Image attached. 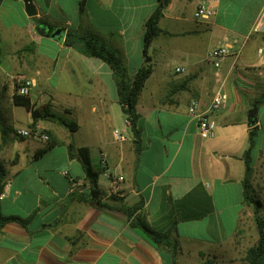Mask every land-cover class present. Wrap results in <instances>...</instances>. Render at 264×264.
<instances>
[{
	"label": "crops",
	"instance_id": "0c3cea01",
	"mask_svg": "<svg viewBox=\"0 0 264 264\" xmlns=\"http://www.w3.org/2000/svg\"><path fill=\"white\" fill-rule=\"evenodd\" d=\"M201 1L214 8L208 19L193 16ZM32 3L36 13L29 16L23 0H0V165L5 173L0 217L28 218L26 225L17 220L0 225V264H200L202 255L229 253L243 221L253 219L242 185L251 130L250 182L260 199L256 188L264 146L259 148L257 140L264 134V64L256 50L264 47V31L254 33L252 26L264 0ZM159 5L160 31L144 52V23ZM69 32L107 43L129 75L151 63L136 103L138 151L111 68L66 45ZM217 44H226L229 53L216 68L207 52ZM23 74L33 79L34 106L48 103L78 124L71 132L56 121H37L36 128L50 131L58 142L39 156L46 141L17 133L31 128L30 112L13 102L14 78ZM217 90L227 94L226 104L212 114L213 136L201 138L187 106L195 98L204 109ZM254 106L255 122L249 124ZM114 129L126 139L115 140ZM60 143L64 165L39 164ZM80 146L89 148L93 165L103 172L105 184L97 177L103 206L91 197ZM138 203L149 227L177 240L175 254L153 243L120 209Z\"/></svg>",
	"mask_w": 264,
	"mask_h": 264
},
{
	"label": "trees",
	"instance_id": "16d2710c",
	"mask_svg": "<svg viewBox=\"0 0 264 264\" xmlns=\"http://www.w3.org/2000/svg\"><path fill=\"white\" fill-rule=\"evenodd\" d=\"M162 15L161 6H157L151 15L144 23V49L146 52L151 40L159 33V18ZM69 32L65 38L66 45H71L78 49L83 54L88 56H96L102 59L109 65L112 70V76L115 81L118 103L121 106V110L129 121L130 128L135 137V143L137 144L136 150H139V134L140 129L137 125L139 114L136 110V103L139 93L145 83V80L152 72L151 63H145L141 65L132 75H129L119 55L104 41H101L93 36L77 35L76 38ZM13 102L17 105L24 106L31 115V128H36V123L39 120H52L66 127L69 131H75L78 127L77 122L69 116L61 115L54 112L48 103H44L40 106H34L30 101V96L19 95L15 91L13 93ZM260 101H255V105ZM44 131V130H42ZM48 135L46 146L38 150L37 155H41L46 149L51 148L56 143L52 138L50 131H44ZM255 131L249 132L248 146L243 152V160L245 164L244 176L242 179L243 185V198L247 204L253 205V219L257 229V242L255 245L249 247L245 253V260L248 264H263L264 263V217L260 214L261 200L253 194L252 185L250 182L252 168L250 165V150L254 144ZM71 148V144L68 145ZM79 154L81 156L82 164L85 173L88 177L91 185V197L99 205H105L100 201L102 189L97 185V177L101 172L99 167H94L87 146L78 147ZM4 169L0 165V189L3 185ZM142 208V204L138 203L132 206L121 205L120 209L130 218L132 217L135 224L139 226L146 235L157 246H166L171 249L172 253L178 250V242L172 239L169 232H159L149 227L144 219V214L139 210ZM8 220H17L26 225L28 218H20L12 215L1 216L0 225ZM203 264H211V260L207 259Z\"/></svg>",
	"mask_w": 264,
	"mask_h": 264
},
{
	"label": "built area",
	"instance_id": "2783aa9c",
	"mask_svg": "<svg viewBox=\"0 0 264 264\" xmlns=\"http://www.w3.org/2000/svg\"><path fill=\"white\" fill-rule=\"evenodd\" d=\"M214 13V8L209 5L206 1H201L194 9L193 16L195 19H208ZM264 31V5L259 11V14L252 26V32H261ZM257 55L260 58L262 64H264V47L259 46L256 50ZM229 49L226 44H217L209 49L207 52V60L214 66L219 67L221 65L222 60L228 55ZM183 70L180 67H176L175 71ZM15 84V92L19 95L27 96L30 94V91L33 87V79L20 75L14 78ZM227 94L221 90H217L209 104L202 109L199 105L197 99L192 98L187 106V111L190 116L195 118L197 132L201 138H209L214 134L215 120L212 118V114L223 108L226 104ZM126 125H129V121L125 120ZM17 133L21 136H34L43 141H47L48 135L45 132H42L38 128H27V129H18ZM113 136L115 140L122 142L126 139L125 135L121 133L120 130L114 129ZM102 163L105 164L104 157L102 159ZM105 175L110 177V172L105 170ZM118 178H122L118 176ZM4 194H0V198L3 197Z\"/></svg>",
	"mask_w": 264,
	"mask_h": 264
},
{
	"label": "rangeland",
	"instance_id": "374dc122",
	"mask_svg": "<svg viewBox=\"0 0 264 264\" xmlns=\"http://www.w3.org/2000/svg\"><path fill=\"white\" fill-rule=\"evenodd\" d=\"M7 80L11 81V78L8 76ZM117 112H119V109ZM260 117L262 120H264V115L262 113L260 114ZM119 119L122 122L121 117H119ZM7 121L9 122L10 119L8 118ZM0 125L4 126L2 122H0ZM58 137L61 140L64 139V135L61 132H59ZM257 145L259 148H262L264 146V134L263 133L260 135L259 139L257 140ZM64 148L65 147L63 146L62 143L58 144L55 147V151L53 153L45 155L44 159L39 161V164L41 165L47 164L50 166H60V165L63 166L65 162V159L63 158ZM263 166L259 167L260 182H259V187H257L256 189H257L258 196L264 203V167ZM94 167H97V165L96 166L94 165ZM99 180L101 181L102 185L106 183V180L104 178L102 171L99 174ZM263 212H264V208H261L260 214H262ZM241 228H242L241 229L242 233L240 234V231H239L238 239L236 243L234 244L235 246H233L232 250L229 253H225L224 255L223 254L202 255L201 256L202 261H200V264H203V262L207 259L211 260V264H248L247 261L245 260V253L249 247L256 244L257 238H258L254 219L248 218L245 221H243Z\"/></svg>",
	"mask_w": 264,
	"mask_h": 264
},
{
	"label": "water",
	"instance_id": "95a60500",
	"mask_svg": "<svg viewBox=\"0 0 264 264\" xmlns=\"http://www.w3.org/2000/svg\"><path fill=\"white\" fill-rule=\"evenodd\" d=\"M24 2V6H25V12L27 15L29 16H32L36 13V8L35 6L33 5L32 3V0H23ZM60 29H55V30H52V34H55L57 32H59ZM150 60V57L149 56H146L145 57V61H149ZM255 113H256V107H252L250 110H249V113H248V121H249V124H253L255 122Z\"/></svg>",
	"mask_w": 264,
	"mask_h": 264
}]
</instances>
